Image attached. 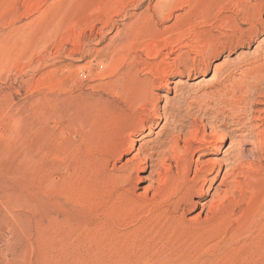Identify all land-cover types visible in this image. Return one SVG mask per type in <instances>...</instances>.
Wrapping results in <instances>:
<instances>
[{"label": "rangeland", "instance_id": "obj_1", "mask_svg": "<svg viewBox=\"0 0 264 264\" xmlns=\"http://www.w3.org/2000/svg\"><path fill=\"white\" fill-rule=\"evenodd\" d=\"M200 1L204 14L201 12L202 16L199 15L201 17L196 18L194 23L196 30L207 31L206 40L202 42H210L207 44L209 51L201 45L202 39H198L201 43L195 40L196 30L189 27L191 30L188 28L184 34H179L180 38L174 40L175 37L168 42L169 47L174 41L164 54L155 57L165 43L160 33L176 21V15L188 9L185 1L180 2L174 17L158 21L156 29L149 26L146 18L158 9L161 0H0V264H51L48 221L54 210L71 212L70 216L80 224L76 225L78 230L72 231L69 236L70 247L81 245L78 247L81 248L83 261L76 264H101L96 261L93 251L88 250V247H98L100 239L94 232L95 212L77 200L82 193L79 170L82 164L88 162L89 154H106L107 143L104 142H108V136L118 135L119 131V137L129 140L133 135L132 128L128 129L133 124L121 118L124 95H120L121 87L117 79L122 76L131 81L134 78L150 79L152 68H159L163 62L180 64L188 57L197 56L187 47L178 50L179 44L183 45L190 39L191 44L200 43L195 47L199 50L205 48L204 56L210 61L208 73L203 76L199 72L190 77L189 68L181 65L180 69L184 72L170 66L168 75L156 85L155 101L149 108L156 107L167 117L184 115L186 121L179 141L182 149L186 139L196 132L193 121L207 123L200 129L199 137L216 140L217 149L197 151L190 176H194L196 165L219 161L231 153L257 145L258 141L248 138L247 134L251 130L259 131L255 128L260 123L257 118L264 116V68L259 71L252 69L248 73L243 70L254 63L264 62V29L249 43L229 37H233L235 27L232 17L238 12L241 11L243 20L249 11L251 16H259L262 11L264 18V0L257 1L247 11L237 6L236 1H221V6L212 3V0ZM253 1L256 3V0ZM218 9L222 11L218 12ZM220 15L226 18L219 21L217 18ZM240 24L243 29L249 28L242 20ZM154 32L161 39V44L157 41L155 49L153 47L155 51H147L146 47L156 42ZM192 32L196 35L193 36ZM127 33L133 45L125 46ZM222 34L228 37H223L227 39L228 46L221 47L216 42ZM212 45L220 47L219 50ZM130 53H140L138 65L128 59ZM122 64L124 66L118 70ZM215 67L223 69L217 72ZM135 73L139 74L138 77ZM169 78H173L171 84L167 83ZM244 82H249V86L242 88ZM252 82L257 86L255 89ZM246 110L248 114L242 115ZM239 111L243 112L239 116L249 123L243 131H237L234 124ZM110 113L113 119H110ZM224 117L228 120L227 127L221 126ZM166 121L163 119L158 123L152 134L146 128V138L136 142L124 158L112 161L108 171L119 173L124 169L144 141L156 140L159 134L162 136L158 140H164V135L170 133L174 126L172 119ZM150 123L147 122V126ZM100 125L104 126L102 130ZM215 126H218L216 137L213 136ZM121 128L128 135L122 136ZM236 163L234 159H228L222 164L220 174L206 184L208 192L196 198L209 200L213 195L217 198L223 194L230 196L226 202L227 220L210 244L189 245L182 251L165 248L168 236L152 226L143 234L129 239L128 242L135 241L123 247L124 251L122 249L123 253H119L116 262L108 264H245V244L263 225L264 208L255 210L254 206L258 204H252L250 211L254 210L245 220L242 217L244 214H241L242 205L247 207L248 204L240 201L244 197H237L238 192L234 193V180H244L243 171L251 167L253 173L263 175L264 156L245 158L243 168L235 169ZM137 180L139 176L133 178L134 183ZM155 185L150 181L138 184L135 189L137 197L148 195L151 198ZM261 193L260 199L264 196V189ZM200 211L201 206H198L187 210L184 216L182 212L178 214L182 223L192 227L186 229V233L195 231L193 223L204 219L207 209L203 216L199 215ZM261 255L260 264H264V252Z\"/></svg>", "mask_w": 264, "mask_h": 264}, {"label": "bare ground", "instance_id": "obj_2", "mask_svg": "<svg viewBox=\"0 0 264 264\" xmlns=\"http://www.w3.org/2000/svg\"><path fill=\"white\" fill-rule=\"evenodd\" d=\"M181 1L186 2L188 9L185 12L175 16V10L178 8ZM199 1L200 0H163V1L161 0L160 3L161 5L158 7V9L156 8V10L153 13L148 14L146 19L147 22L149 23V26H151V28H156V29L158 28L157 26L159 22L168 21L172 17L174 16L176 17V21L171 26H168V28H165L167 31L163 30L165 36L164 33H160L161 35L160 38H162L165 43H163V46H161V48L156 52L155 57H160L162 54H164V50L168 47V42L172 41V39H174L175 37L176 39L174 40H177L179 34L180 36L182 35V33L184 34V31L187 30L189 27H191L192 30L197 29L194 20L202 16L201 15L202 8L199 5L200 4ZM221 1L223 2L236 1L237 6H240L243 8L244 11H247L250 10L255 4H257V1L259 0H256V3H254L253 0H242V1L212 0V3L214 2L216 3V5L219 4L221 6ZM216 8H218V6ZM220 10L218 9V12ZM240 13L238 12L237 15H235L234 17L231 16L233 18V22L235 23V27L233 26L234 27L233 34L231 33L234 38L233 37H229V38L230 39L232 38L231 40H234L235 38H239L240 41L241 39H243V41L249 43L252 40L256 39V37H258V34L261 32V30L264 29V18L262 17V11H260L259 16H251L249 11V14L246 13L244 20L243 18L240 17ZM225 18H226L225 16L220 15V17H218L217 19L219 21H222ZM239 20L240 21L242 20L243 23H247L249 28L243 29L241 27L242 24H240ZM220 24H218L219 27ZM191 28H189L188 30H191ZM155 32L157 33V31ZM155 32L153 34H155ZM195 32L197 33V35L195 34L197 37L194 35V32L191 33L193 34V36H195V40L202 39L200 40L201 42L203 40H206L207 31L199 28ZM231 34L229 33L228 35ZM129 36L130 34L128 33L125 36L126 37L125 42H127L125 46H129L132 44L129 42ZM155 36L153 35V37ZM224 36L227 37L224 34H222V37L220 36L217 37L215 35V37H217L216 42L219 44V46L221 45L228 46L226 41L228 37L227 39H224L225 38ZM160 38L158 39L157 37L156 42L154 41L153 45L151 44L150 46H147L146 47L147 51L148 49L152 51L153 47L155 49V46H157L158 43L157 41L161 40ZM190 40H188L187 43L185 42V44L183 45L179 44V47L177 48L178 50H181L182 47H187L192 52L194 51L197 56L193 58L188 57V59L185 62L180 64L175 62L173 63L172 61H171L172 63L169 61H168L169 63H164V62L162 64L160 63L161 65L159 68L158 67L155 69L152 68L150 72L151 74L150 79L148 77L147 79H140V80L138 78H134L133 81L135 82L131 81L132 79L131 80L126 79L124 76L117 79V83L119 84L118 86L121 87L120 95L121 93L124 95V97L122 96L123 107L121 109L122 111H120L122 112L121 118L123 119L122 121L124 120L128 122L130 121L133 124V127L131 126L132 125L131 123H130L131 127H128V129L132 128L131 131H133V135L130 136V139L128 140L126 138L123 139V137H119L118 136L120 133L119 131H117L118 135L117 133H115V135L112 133L114 136L113 137L108 136L107 137L108 142H104L103 140L104 143H107L105 144L106 149H104V147L102 148V150L103 149L106 150L104 151L106 152V154H102L103 152L101 153L100 151H98L100 152V154H93V153L89 154V157H87L88 162L82 164V167L79 170V172H81V181H82V184L79 187L82 193L79 194L77 200L82 205L87 204L95 212V216H94L95 231L94 230L93 231L100 239L98 247L96 248L88 247L90 248L88 250L93 251L92 254L95 256L96 261H99L101 264L116 262V259L119 256V253L122 252L123 247L135 241L133 240L131 242H128L129 239L135 238L139 234H143L145 231H147L148 227H152V226H156V228L159 231H161L163 234L168 236V242L165 248L169 247L173 250L180 249L182 251L183 248L189 245L205 246L210 244V242L215 238V236L219 234V230L222 227V224L225 222V220H227L226 202L228 201L230 196L227 194H223L217 198L215 195H213V197L209 200L207 198L204 199H196V198L203 197L208 192V189L207 190L205 189L206 184L210 181L212 182V180H214V178H216L220 174L222 164H225V162L227 163L228 159H234L237 162L235 166V169H237L239 167L243 168L242 166H245V158H251L253 156L258 158L260 156L261 157L264 156V116H259L257 120H259L260 123H258L255 127L256 129H259V131L251 130L250 128L251 131H249V133L247 134L248 138L251 139L253 138L258 141L256 143L257 145H255L251 149L250 148L245 150L241 149L237 153L235 152L236 154L231 153L228 155L227 158L221 159L219 161L204 162L202 163L203 165L202 164L196 165L194 176L193 177L190 176L192 172L195 153L197 151H202L205 149H207V151L215 148L217 149L215 144L216 140L213 141V140H208L205 137H199L200 129L202 127H206L207 123H204V121L201 122L193 121V125L195 124L196 126V129L194 128L196 132L193 135H191L188 139H186L185 148L182 149L179 147V141L181 137L182 128H184L185 126L184 124L186 121L184 115L183 117L182 116L178 117L179 115L176 114L174 116L171 115L170 117L169 116L167 117L164 113L158 111L156 107L152 109L149 108L150 104L154 103L155 101L154 90L156 88V85L158 83H161L164 77L168 75L167 71L170 68V66L172 68L177 67V69H180L181 65L184 66L185 68H189L188 75L190 77L196 75L199 72H202L203 76H205L208 73V69L210 67V61L208 60V58L204 56L205 51L203 53V49L205 48L201 50L196 49L197 47H195V45L200 46L201 42L198 40V42L200 43L194 44L193 42L194 44L193 45L191 44ZM213 42L211 43L213 44ZM202 43L201 45H203V47L204 45L206 46V48L209 47L207 46V44H209L210 42L207 43L206 41L205 43L204 41L205 44ZM230 43L232 44L233 41ZM176 45L177 44H175V47ZM173 47L174 46L172 45V48ZM215 47L213 46V48ZM172 48L171 50L173 51ZM216 48L217 50H219L218 48L220 47H216ZM207 49L209 51V48ZM218 52L219 51H217V53ZM139 54L140 53H135V54L130 53L128 55V59L131 60L132 64L138 65L139 63L138 59L139 57H141ZM151 54H152L151 55L152 58L153 53L151 52ZM165 55L168 56V54ZM237 65H239V63ZM123 66H124L123 64L120 65L118 70L122 69ZM261 68L262 69L264 68V62L254 63V65H250V67L245 68L246 70L243 71L248 73L252 69L259 71ZM222 69L223 67H215V70L217 72H220ZM179 71H184V70L180 69ZM137 74L135 73L136 77H138L139 75ZM172 82H173V78H169L167 80L168 84H171ZM253 82H255V80ZM248 83L249 82H244L242 88L249 86ZM256 87L257 86H255L253 83V88L255 89ZM120 112L118 116H120ZM239 112L240 113L237 116L239 115L241 116V114L243 113V112L241 113V111ZM117 113L118 112H116V115ZM247 114L248 111L243 113L242 115H247ZM110 115L111 113L109 114V117ZM240 116L238 117L237 120H234L235 122L234 124H236V126L238 127V128L235 127L237 131L238 130L243 131L249 127V123L245 122V119H243L244 117L242 118ZM112 117L113 116L111 115L110 119ZM248 117L246 121L248 120ZM163 119H167L168 122L170 121V119H172L174 125L172 126L173 128L171 129V132L168 133L167 135H164V138H162L164 140H158L162 136V134H159L156 140L148 139L147 141H144V143H142L141 146L139 147L138 153L135 154L132 159H129L127 161V165L124 169H122L119 173H111L110 171H108V166L109 164H111L112 161H116L118 159L124 158L126 153L130 152L131 149L135 147L136 142H139L146 138L145 135L146 128L149 129L150 134L154 133L155 126H157L158 123L162 122ZM100 120L101 119H99V121ZM96 121L95 124H97ZM227 121H228L227 118L224 117L221 121L222 122L221 126L227 127L228 125ZM128 122L126 123L129 124ZM147 122H152V123H150V125L147 126ZM102 125L100 126L102 127ZM103 127L101 128V130L103 129ZM217 127L218 126L214 127V131H215V133H213L214 137H216ZM115 129H119V128H115ZM111 130L113 132V129ZM123 130L124 129H122L121 132ZM125 130L127 131L126 128ZM124 132L125 131L122 132V136H125L126 133L128 135V132L125 133ZM93 134L95 135V133ZM99 145L101 146V143H99ZM92 147H94V145ZM96 147L94 149H96ZM251 168L247 169L246 171H243L244 180H240L239 178L237 180H234L236 182L235 185L236 188L233 187L236 189V192L234 193L237 192L239 193L237 197L239 198L242 196L244 197L242 198L243 200L240 199V201L248 204L247 207H245L243 204L242 206L244 208L241 207L243 208L242 209L243 211L242 210H241L242 212L240 211L241 214L242 213L244 214L243 216L242 215L241 216L245 218V220H247V218L250 215L249 213L252 210L254 209L263 210L264 208V196L260 199V196H262L261 191L262 189H264V174L263 173H262L263 175H260L261 173L255 174L252 172ZM74 171L77 172L76 170ZM212 175L214 177H211ZM137 176H139V180H137L136 183H134L133 178H136ZM145 181H150L152 185L156 184L154 187L155 191L151 198H148V195H145L144 197L141 198L137 197L135 191L136 186H138V184ZM86 199L89 200L87 201V203H86ZM251 201L253 202L251 203ZM254 203H257L258 206L257 207L254 206V209L250 211V207H252L253 206L252 204ZM198 206H201V211L199 214L201 216L204 215V212L207 209L204 219H202L201 222L195 221V223L193 224L196 230L191 233H186L185 230L192 227L189 224L182 223L180 221L181 217H178V214L182 212V215L184 216L187 210L196 208ZM70 214L71 212L69 211L60 213L58 212V210H54L48 221V227L50 233H49V240L48 239L47 240H48L49 260L51 264H74V263L76 264V262L78 261L81 260L83 261V258L81 256L82 253L80 252L81 248L78 247L81 245L77 244V245H73V247H70L69 236L72 231L78 230L76 225L80 226L79 222L74 220V218H72ZM178 220L180 223L178 222ZM244 248H246L247 251L245 264L261 263L262 261L261 254L264 252V223L262 226L259 227V229L258 228L256 229V233L253 235V237L250 240H248V242H246Z\"/></svg>", "mask_w": 264, "mask_h": 264}]
</instances>
